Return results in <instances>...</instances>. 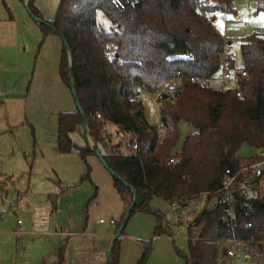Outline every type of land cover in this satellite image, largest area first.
<instances>
[{"label":"trees","instance_id":"trees-1","mask_svg":"<svg viewBox=\"0 0 264 264\" xmlns=\"http://www.w3.org/2000/svg\"><path fill=\"white\" fill-rule=\"evenodd\" d=\"M235 1L204 0L212 5L203 8L236 14ZM255 1L256 12L264 13V0ZM29 6L43 19L34 0ZM99 11L108 19L109 28L98 20ZM46 22L39 23L44 36L55 33L68 42L72 64L64 45L60 77L69 87L74 84L95 147L136 190L134 211L156 213L151 207L156 197L170 204H186L201 194L217 199L189 227L186 264H229L220 255L221 241L262 247L264 197L248 192L241 173L233 195L224 184L227 169L237 173L259 158H241L238 153L243 145L264 148V34L255 32L241 44V69L247 76L239 78L237 90H232L210 85L224 60L229 68L235 64L229 52L224 58L227 41L192 0H137L120 8L109 0H61L55 17ZM174 80H179L175 94L162 100V124L153 126L146 119L137 88L165 91ZM182 120L194 130L176 150ZM108 126L123 132L128 143L113 142L115 132L108 131ZM57 127V150L77 153L86 166L82 180H92L88 156L95 153L88 142L77 147L71 137L83 127L78 108L60 112ZM113 185L127 210L133 191L115 177ZM142 241L144 251L136 264H146L152 250V240ZM116 243L112 264H118ZM65 246L59 247L55 264L64 263Z\"/></svg>","mask_w":264,"mask_h":264},{"label":"rangeland","instance_id":"rangeland-1","mask_svg":"<svg viewBox=\"0 0 264 264\" xmlns=\"http://www.w3.org/2000/svg\"><path fill=\"white\" fill-rule=\"evenodd\" d=\"M2 1L0 0L1 3ZM60 1L34 0V4L41 11L43 19L50 21L55 17ZM234 5L236 14H216L214 25L228 42L224 56L229 52L235 68H241V44L255 32L264 34V13L256 12L255 0H236ZM11 12L15 22L13 27L27 36V50L24 51L20 44L17 52L20 57L29 58V71L32 74L26 80L16 78L21 83L22 80L26 82L25 85L23 83V94L16 98L10 96L14 90L11 78L4 81L2 73L0 74V125L7 130L9 121L21 119L23 122L16 128L15 135L10 136L4 131L0 137V153L3 155L0 159L3 179L0 181L3 180V185L7 183L6 186L13 195L11 197L5 195L6 192L0 193L1 196L4 195L5 203L3 205L0 198V264H50L49 259L43 260L40 257L46 255L45 243L54 236L42 233L39 235L38 232L31 234L34 224L45 226H37L40 232L60 229L78 231L87 227L86 231H90L92 236L88 234L85 238L78 237L82 240L76 238L74 249H70L72 252L75 250L74 259L67 263L79 264L81 257L76 256L78 245L82 242L88 249L93 248V245L97 247L100 240L107 242L102 235L115 231L116 228L109 224V219H121L123 202L113 184L106 183L103 175H95L91 171L92 180H82L86 166L77 153L65 156L55 152L58 115L60 112L76 109L71 88L63 82L59 73L64 43L57 34L51 33L49 38L48 35L44 36L40 24L29 15L24 6L19 13L11 7ZM97 18L109 28L110 23L101 11L97 13ZM35 67L37 72L42 70V75L35 76L31 82ZM219 80L220 71L210 85L221 88ZM178 81L174 80L165 91L150 92L137 88L146 119L153 126H161L163 96L168 95L171 98L176 92ZM178 127L180 136L176 150L182 147L185 137L194 130L183 120ZM112 129L113 127L108 126V131ZM112 131L119 140L117 132L114 129ZM71 137L76 146H84L86 143L83 131H76ZM116 138H113V142L117 141ZM91 146L94 147L92 140ZM249 149L251 148L248 145H243L239 151L240 157L247 159L251 152ZM122 151L125 152V149ZM255 156L259 157L256 162L263 159L260 154ZM16 157L21 160L22 169L14 177L7 179L6 171L14 169L18 160ZM88 163L90 164L89 160ZM100 167L113 180L105 167ZM256 182L257 190H251V194L263 198L264 180ZM4 189L0 187V191ZM54 198L56 200L53 201ZM216 203L217 199H210L207 194H201L185 206V203L170 204L163 198H154L151 207L157 214L137 210L130 216L124 233L116 243L119 258L124 257V263L131 264L143 254L142 240H152V250L146 264H186L189 254V227L204 209L213 207ZM101 218L106 221L100 222ZM193 231L197 236L198 230L193 228ZM99 255L91 252L89 260L92 262ZM220 255L229 264H264V243L262 247H252L247 243L221 241Z\"/></svg>","mask_w":264,"mask_h":264},{"label":"crops","instance_id":"crops-1","mask_svg":"<svg viewBox=\"0 0 264 264\" xmlns=\"http://www.w3.org/2000/svg\"><path fill=\"white\" fill-rule=\"evenodd\" d=\"M7 1L8 2H6V0H3L2 3L0 2V69L2 67V69L0 70V74L2 73V78L4 81L11 78V83L14 85V90H12L10 96L13 98H16V97H20L23 94L21 91L23 90V87H24L23 86L24 80H26V78L29 77V74L31 75L32 73L29 71V63H28L29 58H26L25 56L20 57L19 52H17V50L20 49V44L22 45L21 47H23L24 51L27 50L28 40H27V36L23 32L21 34L20 30L16 31L15 30L16 28L13 27L15 22L13 21V14L11 12V7L16 11V13H19V11H21L23 6L25 7L28 0H7ZM50 34L51 33L48 34V38H49ZM61 55H62V52H61ZM20 69H22V71H20ZM21 72H22V75H21ZM32 72H33V75L31 76V82H33V79L35 76L42 75V70L37 72L36 67L34 68V70ZM16 78H20V79L23 78L24 80H22V83H21V80L17 81ZM213 80H214V78L211 81H213ZM25 83H24V85H25ZM31 91H32V88L30 87L29 92L31 93ZM64 112H71V111H64ZM57 122H58V120H57ZM22 123L23 122L21 119L20 120L18 119L15 122L9 121V123L7 124V125H9V128L7 130H4L2 128V126L0 125V137L4 131H6L10 136L15 135L14 132H15L16 128H18L19 125H21ZM113 129L115 130L114 127H113ZM76 131H81V132L83 131L84 132L85 142H86L84 146H86L87 145V140H86L87 137H86V133L84 131V127H78L76 129ZM55 141L56 142H55L54 150H56L55 152H57L59 155H61V153H59L57 150V131H56V140ZM84 146H77V147H84ZM121 150H124V148L122 147ZM249 151H251V152L248 155V157H255V155H258V154H260V155L264 154V148L263 149H252L251 148V149H249ZM258 151H261V152H258ZM69 154H76V153H69ZM238 155H239V153H238ZM2 157H3V155L0 153V159ZM16 158H18V157H16ZM19 160L20 159L18 158L14 169H10V170L6 171V178L7 179H10L9 177H11V176L14 177L22 169L21 160L20 161ZM88 160H89L91 167H92V173L94 172L95 175L96 174L103 175L104 179L106 180V183L111 182V184H113V180H110L109 177H107L106 173H104L103 169L100 167V166H102V164L100 163V161L98 160L96 155L88 156ZM2 173L3 172H1V170H0V179H3V176H1ZM262 180H264V178H262L261 181ZM2 183H3V180L0 181V187H4L5 189H4V191H0V193L2 194V193L6 192L5 195L8 194V196L10 195L11 197H13V195H11L9 189L6 186L7 183L5 182L4 183L5 185H3ZM113 188H114V185H113ZM3 197H4V195L3 196L0 195L1 202L4 205L5 203L3 201ZM52 200L54 201V200H56V198H54ZM185 205L186 204H184L183 206H185ZM125 212H126V205H124V203H123L122 216ZM116 220H118V219H116ZM37 226L38 227H45L41 224H39V225L34 224V227H32L31 234H35V232H38L39 235L42 233V234L47 235V236H50V235L54 236L48 243H45V251L46 252H44V254H46V255H41V257H40L43 260L49 259L48 261L50 264H55L57 262L58 257H59V253H58L59 247L62 245V243L66 244V246H65V260H64L63 264H67L68 262L72 261V259H74L73 254L75 253V250L72 252V251H70V249L72 250V248L74 247V245L76 243L75 242L76 238H78V237L85 238V237H87L88 234H90L92 236V233L90 231H86L87 227L85 229H79L78 231L74 230V229L73 230L69 229L68 231H65L64 229H60V230H55L52 232H50V231L47 232V230H42L43 232H40V231H38ZM112 226H114V225H112ZM114 228H116V226H114ZM115 231H116V229H115ZM115 231L110 232L109 235L103 234L102 236H104V239H107V242H105L104 240H100L101 242L97 247L93 245V248L87 249V247L82 245V242H81V244L78 245V250L76 252V256L81 257L79 260V264H109L108 245L114 239V236L116 234ZM56 237H58V238H56ZM63 237H65V238L63 239ZM66 237H68V238H66ZM78 239H80V238H78ZM80 240H82V239H80ZM102 244H104L103 247H102ZM82 249H85V251H81ZM91 252H95V253L100 254L97 259H95L94 257H91V259H95L92 262L89 260V254ZM138 260H139V258L135 259L131 264H136ZM118 264H130V263H124V257H120V258H118Z\"/></svg>","mask_w":264,"mask_h":264},{"label":"built area","instance_id":"built-area-1","mask_svg":"<svg viewBox=\"0 0 264 264\" xmlns=\"http://www.w3.org/2000/svg\"><path fill=\"white\" fill-rule=\"evenodd\" d=\"M192 1L195 4L196 9L201 14V16L213 25L214 18L216 17L215 15L221 13L219 11L217 12L207 11L203 8L205 7V5L211 6L212 3H205L204 0H192ZM109 2L113 7L120 8L123 6L125 2L135 3L137 2V0H109ZM222 64L223 65H222V69L220 70V80H219L221 81V86H222L221 88L237 90L238 79L247 76L246 72L241 68H229L225 60L222 62ZM237 95L239 96L241 95V93L238 92ZM116 135L117 137H119V141H122L126 144L128 143L123 132H117ZM137 147L138 146L136 144L132 145V149L134 151L137 150ZM260 156L264 157V154H261ZM240 173L243 174L244 181L247 185V190L251 194V190H257V187L255 186V184L257 183L256 181H259L260 179L264 178V158L250 165L243 166L237 173H232L231 169H227L224 189L227 191L228 194L233 195L237 191L236 179ZM105 221L106 220L103 218L100 219V222L102 223ZM109 223L111 225L116 226L117 221L111 218L109 219ZM249 225L250 224H248V226ZM228 253L230 254V252Z\"/></svg>","mask_w":264,"mask_h":264},{"label":"water","instance_id":"water-1","mask_svg":"<svg viewBox=\"0 0 264 264\" xmlns=\"http://www.w3.org/2000/svg\"><path fill=\"white\" fill-rule=\"evenodd\" d=\"M29 3H30V0L27 1L25 7H26V10L27 12L29 13V15L37 22V23H40V24H44V25H48V23L39 18V17H36L32 11L30 10V6H29ZM62 40H63V43L68 51V54H69V60H70V64H72V53H71V50H70V47L68 45V42L66 40L65 37H61ZM70 76H72V69L70 67ZM70 87H71V91H72V95L74 97V101H75V104H76V107L78 108V110L80 111L82 117H83V127H84V131L86 133V137H87V142H88V145L89 147L94 151L95 155L97 156V158L99 159V161L101 162V164L105 167V169L115 178H117L118 180L122 181L127 187H129L132 191H133V194H134V199L131 203V205L127 208L125 214H124V217H123V220H122V223L120 225V228L117 230L115 236H114V239L112 240L111 242V245H110V248H109V253H108V259H109V264H112L113 262V258H112V253H113V248H114V245L116 243V240L119 238V236L121 235L122 231L125 229L127 223H128V220L132 214V212L134 211L135 209V206H136V200H137V193H136V190L134 188H132L122 177H120L115 171H113L109 165L107 164L106 160L104 159L103 155L101 154V152L97 149V147H92L91 146V140L89 138V135H88V128H87V122H86V117H85V114L82 110V107L80 105V102H79V99H78V96H77V92H76V89L74 88V84L71 83L70 84ZM167 98V95H164L163 96V99Z\"/></svg>","mask_w":264,"mask_h":264}]
</instances>
